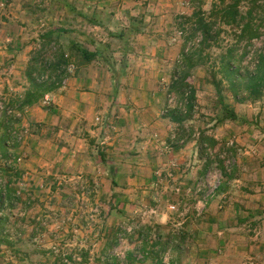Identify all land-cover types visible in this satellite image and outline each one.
Listing matches in <instances>:
<instances>
[{"label":"rangeland","instance_id":"1","mask_svg":"<svg viewBox=\"0 0 264 264\" xmlns=\"http://www.w3.org/2000/svg\"><path fill=\"white\" fill-rule=\"evenodd\" d=\"M34 1L35 4L45 3L41 2L44 0ZM60 1L58 0L57 2ZM63 1L64 3H74L81 8V11L85 12L86 17L82 18L89 19L92 25L86 24L85 26V24H82L80 26L82 29L90 31L93 36L97 34L95 37L101 43H104V41L109 43L111 41L112 47L113 45L114 47H122L123 41L116 39L114 36H109V25L117 33L124 28L127 30L128 28L136 29V31L129 32V43H135V38H132V35L134 37L137 36V29H140L141 36L144 33L158 35L155 45H159L158 50L167 51L165 59L168 62L165 64L168 69H173L178 64L184 49L188 51L193 45L199 44H193L199 36L201 37V33L195 31L197 17H193L194 13L202 10L207 19L216 22L214 31L218 32V35L213 32L216 38L211 39V46L205 48L202 53L204 64L197 65L190 72L189 81L196 88L197 99L201 103L196 100V106L190 116V120L188 119L186 124H184L182 131V134L185 135L182 136L185 138V143L179 147L194 143V152L192 156H187V160H181L180 162L179 157L184 156V153L181 149L176 150L178 145H175L171 152H165L164 142L170 137L164 140L160 148H157L161 153H159V158L163 162L154 169L155 179H150L142 186V198H139L138 202L133 203L134 207L131 205L125 209L126 205H123L124 208H122L121 202H113L110 198L108 203L102 200L95 202L89 199V196L93 195L109 193L110 197L120 193L121 186L113 184L114 182L112 181L116 177L115 171L110 169L111 160L115 161L119 157L112 158V155L109 154V169L107 168V170H105L106 167L99 165L95 158H92V166L96 167L94 172H86L85 170L80 173L66 171L59 172L57 174L59 176L46 174L45 177L42 174L40 177L43 176L45 177L44 179L36 180V176L32 179V175L27 174L21 167L22 161H18V157H23L14 152L22 145H28L30 127L25 126L29 129V133L23 142L18 145H15L16 142H11V145L7 147L4 144L5 127L3 121H1L5 116H0V178L5 185V194L8 193L7 195L14 198L23 197L25 199L23 204L16 208L11 207L9 203H1L0 201V264H124L125 261L126 263L128 262V253L131 251V246L134 247L131 245L129 237L140 230L137 229L132 233H127L125 235V243L122 244L119 241V237L123 234V228L133 226L139 222L142 223L141 227H143L146 224L155 222L158 216L162 217L164 214L167 215L165 221L168 222L169 228L165 230L166 234H164L162 239V253H160V256H157L158 253L155 255L150 253L140 260L137 257L141 253L138 249L133 254L137 261L143 262L147 259V263L152 264L151 261L156 263V260L162 255V259L169 261V263L174 261L176 264H218V259L223 256L222 251L224 250L220 244V237L223 234L219 233L223 229L221 226L222 221H217L212 225L208 222L206 215L204 216V212L209 209V211L217 215L222 210L218 203L222 189H218L214 193L208 204L198 203L201 196L186 193L185 190L187 187L197 183L205 175L202 174L201 176L198 175L197 178H193V176H197L199 169H204V165L207 164L208 170L212 171H216L220 167L223 168L226 160L222 158V155L231 156L236 160L233 169L227 172L231 176L239 173L237 167L244 160L250 159L253 163L264 164V106L262 107L263 110L257 114L260 110L259 105L261 102L257 101L256 104V102L236 101L228 88L227 81L224 80L222 87L225 98L240 116L239 121L234 124L232 120H222L223 112L217 104V91L211 82L214 76L217 79H222L223 77L222 73L219 72V67L221 57L227 49L233 46L239 48L238 55H240L242 46L245 43L239 44L237 42L238 28L224 23L219 15L216 14L217 11H214L215 7H223L234 0H62L61 2ZM254 1H257L259 7L255 9L253 17L255 22L259 23L264 16V9L260 7L264 6V0H241L240 10L245 14ZM12 3V0H0V39L3 38V34L6 31L16 32L17 34L22 29L19 26V22H17L18 18L11 19L12 14L8 7ZM83 19H81V22ZM81 22H76L75 25L79 27ZM153 22L152 27L148 28V24ZM66 24H70V26ZM66 24L67 27L63 29H73L74 23ZM76 29L74 27L73 30ZM261 31L264 33V25L261 27ZM263 41L264 34L260 38L253 40V44L250 46L251 52L243 60L245 65L251 66L252 53L263 45ZM171 47H174V49H171ZM143 50H145V47ZM69 51L74 55L71 62L76 65L81 60V57L77 54L78 50L72 48ZM173 53L176 56L175 60H173L174 62L169 59V54ZM44 55L51 59V51H46ZM40 59L36 62V67L40 68L38 73H52V66L40 64ZM9 61L10 58L0 54V75L2 79H9L12 86L14 84L21 85L23 82L21 81L22 76L20 73L25 68H14V71H18V75L15 76L14 72H11L14 63ZM42 70L44 71L42 72ZM76 72L77 70H75L73 75ZM169 74L167 72L163 76L169 79ZM104 81L106 83L109 82L106 77ZM161 82L164 86L166 84L169 85V82H164L162 79ZM4 83L0 79V95L9 100V104L17 105L24 95L19 94L20 90L9 88L8 84L5 87ZM81 86L92 92V89L88 88L89 83L88 85L87 83L85 84L84 80H82ZM108 86L105 85V88L107 89ZM174 93L179 99L181 98L180 93L178 94L175 91ZM101 94H104V106L97 107L91 113H89L88 109L74 110L73 105L71 108L64 106L65 110L70 113L66 117L71 119L70 116H72L74 119H79V123L83 121L84 129L87 128L86 133L89 134V129L95 130L102 125L106 127V119L109 117L107 116V110H105L107 101L105 96L107 94L105 91L101 92ZM167 94V89H165L162 92V96L167 98ZM52 100V97H50V101L46 103L43 96L40 100L41 107H54L55 104H53ZM163 107L159 110L160 117H164L161 113ZM73 110L76 112H73ZM81 111L85 117L82 118L84 119L82 121L80 120L82 117ZM6 117V119H10V116ZM90 117H92V120H90ZM114 120L119 119L114 117ZM17 128L20 129L21 126ZM172 133L176 132L173 131ZM203 134L206 136L217 134L218 140L213 146H210L201 142L200 138ZM98 145L100 150L97 153V160L103 163L101 159L104 156L106 157V152L101 146H105V144L99 142ZM8 148L11 151L9 150L10 153L7 155ZM185 150H188V148ZM201 153H203V157H200ZM221 163L223 166H220ZM182 165L184 169L188 168L190 170L185 172L188 177L183 179L190 180V178H193L194 180L192 179L191 183L185 184L177 177L178 171L179 173L182 171L180 170ZM170 170L173 171L172 179L169 176L166 178V173ZM105 171L108 172L109 188L104 183L102 184L99 179L97 181L93 180L95 175L93 173L95 172L97 178H106ZM157 171L163 172L161 177L157 174ZM70 178L72 180H69ZM225 179L223 177L222 183ZM177 186L182 187L180 192L175 190ZM249 187L250 185L245 186L246 194L250 191ZM260 188L264 191V187ZM138 190L137 186H134L133 193H137ZM239 192L241 193V188L235 186L233 193H235L236 197ZM57 193L68 197L66 203L61 202V200L58 201L56 197L54 199L46 197L47 195L57 196ZM106 204L109 206V215L107 216L105 211ZM172 204H175L177 209H170ZM151 207L157 209L158 214L143 220L140 219L138 215L141 214V211ZM64 208L66 209L61 213V209ZM24 210H28L31 216H26V213H22ZM201 210L202 213L200 214L199 211ZM36 211H40V214H37L39 217L33 218L32 215H35ZM241 215L237 218V221L232 220L231 225L225 228H230L231 226L238 228L236 230L237 234L231 237V242L241 245L242 253L240 258L243 262L249 264L248 261L253 255L250 252V247L255 241L253 240L255 235L250 230L253 229L251 217L244 218V212ZM108 216V231L105 233ZM15 223L20 227L18 229V233L21 231L20 235L14 232ZM96 232L98 233L96 234ZM230 233L232 234V232ZM138 245H141V243ZM103 246L106 248H103ZM120 248L124 249L125 256H127L126 260L116 254V249L119 250ZM75 255L80 257V259H75ZM66 258L69 262L65 261Z\"/></svg>","mask_w":264,"mask_h":264},{"label":"crops","instance_id":"2","mask_svg":"<svg viewBox=\"0 0 264 264\" xmlns=\"http://www.w3.org/2000/svg\"><path fill=\"white\" fill-rule=\"evenodd\" d=\"M57 1L44 0L41 2L45 3L35 4L34 0H12L13 3L8 7L12 14L11 19L18 18L17 22H19L22 29L17 34L12 31H6L3 34V38L0 39V54L10 58L9 62L14 63L11 72H14L15 76L18 75V71H14V68L25 69L23 72L21 71L23 75L20 73L23 82L21 85L14 84L12 86L9 79H2L0 75L3 83L5 80L7 82L4 83L5 87L8 84V87L12 90H20L19 94H26L31 88V82L27 74L29 65L34 58L39 57L40 53L44 55L52 43L58 45L57 52L51 53V56L56 57L57 61L61 59L64 62H71L74 55L69 50L79 47L87 48L90 52H97V56L92 61L85 62L78 50L77 54L81 57V60L75 65V70H77L75 75L67 78L62 86L56 90L46 93L52 97L54 107H41L40 101L26 106L27 109L19 126L30 127L29 142L27 146L22 145L14 152L23 157L21 164L23 170L32 175V179L36 176V180L44 179L46 174L57 175L59 172L66 171L80 173L85 170L86 172H94L96 167L92 166V158H95L97 163L106 167L105 170H107V168L109 169V154L112 155V158L119 157L115 161L111 160L110 169L115 171L116 177L112 181L121 186L120 193L110 197L109 193L93 195L89 196V199L95 202L102 200L108 203L110 198L113 202H121V206L126 205L125 209L131 205L134 207L133 203L142 198V186L150 179H155L154 169L163 162L159 158L161 153L157 148H160L163 141L167 140L173 131L181 137L185 136L182 134L184 124L188 119L190 120L189 116L182 123H178L165 115V117L159 115V110L165 106L167 100L166 97L162 96V92L167 89V95L170 93L175 95L174 91L171 90V85L175 79L177 68L176 66L173 69L167 68L165 64L168 62L165 59L167 51L158 50L159 45H155L158 35L144 33L141 36L140 31L137 30V36L132 35V38H135V43L131 42L133 43L131 44L128 39L129 32L136 31V29L127 27L128 30L124 28L117 33L109 25V36H114L116 39L123 41L122 47H114V45L112 47L111 41L101 43L95 37L97 34L93 36L90 31L80 27L82 24H85V26L86 24H92L89 19L82 18L86 15L79 6L74 3L61 2L62 0ZM81 19H83L82 22ZM70 22L74 23L73 29L75 27L76 30L63 29L67 27L66 25L70 26V24H66ZM76 22H81L79 27L75 25ZM153 24L154 22L149 23L148 28H151ZM142 45L145 50H143ZM171 49H174V47H171ZM175 58V53L169 54L171 61ZM167 72L170 73L169 79L163 76ZM105 77L109 80L108 83L104 81ZM160 78L164 82H169V85L164 86ZM82 80L87 85L89 83L88 88L92 89V92L81 86ZM105 85H109L107 89ZM103 91L107 94L105 96L107 100L105 110H107V116H109L106 119V127L102 125L95 130L89 129L90 134L86 133L87 128L84 129L82 123V120H84L82 118H85L84 113L81 111L82 117L80 120L82 122L79 123V119H74L72 116H70L71 119L66 117L70 113L65 110V107L71 108L73 105L74 110L88 109L91 113L97 107L104 106V94H101ZM196 95L198 96V93ZM197 101L201 103L200 100L197 99ZM259 102H261L259 105L260 110L257 114L263 110L264 98ZM107 104L109 105L107 106ZM74 110L73 112H76ZM235 111L238 118L232 120L233 124L239 121L240 116L236 109ZM2 115L0 113V116ZM114 117L119 120H114ZM90 120H92V117H90ZM202 136L205 137L206 135L203 134ZM208 136H212L211 138L217 142V134ZM99 142L105 144V146H101L106 152V157L104 156L101 159L103 163L97 160V153L100 150ZM193 146L194 143L184 147H176V150L181 149L184 153V156L180 157L179 153L177 154L180 162L181 160H187V156L193 155ZM187 148L188 150H185ZM200 157H203V153ZM180 170L182 171L181 173L178 171L177 177L185 184L191 183L194 180L193 178H197L198 175L201 176L204 173L203 169H199L197 176H193L189 180L183 178L188 177L185 172L190 170L188 168L184 169L183 165ZM237 170L238 174H234L224 181L225 185L220 192V200L218 201L222 210L215 215L214 212L212 213L208 209L204 212V216L206 215L208 222L212 225L217 221H222L221 226L223 229L219 233L223 234L220 237V244L224 250H221L223 256L218 259V264H247L240 258L241 245L231 242V237L237 234L236 230L238 228L233 226L225 228L231 225L232 220L237 221V218L242 216L243 212L245 213L244 218L251 217L253 229L250 230L255 235L253 238L255 241L250 247V252L253 255L248 262L249 264H264V191L260 188L264 187V164H256L247 159L240 162ZM42 174L45 177H40ZM93 174L96 175V172ZM95 175L93 180L97 181L99 179L102 184L104 183L109 188L107 171H105L106 178H97ZM246 185H250L248 194L245 193L247 191L245 189ZM134 186H137V190L139 189L137 193H133ZM235 186L241 188V193L239 192L237 197L233 193ZM46 197L50 199L56 197L58 201L61 200L63 203H66L68 198L63 194L57 196L47 195ZM41 199L43 200V198ZM23 200H25L23 197H12L9 203L11 207L16 208L23 204ZM65 209H61V213ZM105 211L106 216L109 215L107 204ZM22 213L31 216L28 210H24ZM37 214H40V211H36L35 215H32L33 218L39 217ZM166 216V214L162 217L158 216L155 222L144 225L140 231L130 235L129 241L134 247L130 245L131 251L128 254L132 255L129 256L132 261L128 260L126 264H148L147 259L139 262L133 256L138 249L140 252L148 251L152 255L158 253L157 256H160V253H162V239L166 234L165 230L169 228L168 222L165 221ZM106 222L105 233L108 231L109 216ZM15 226V234L20 235L21 231L18 233L19 225L15 223ZM139 243L141 245H138ZM103 248L106 247L103 246ZM160 258L162 259V255ZM151 262L157 264L158 260H156V263Z\"/></svg>","mask_w":264,"mask_h":264},{"label":"trees","instance_id":"3","mask_svg":"<svg viewBox=\"0 0 264 264\" xmlns=\"http://www.w3.org/2000/svg\"><path fill=\"white\" fill-rule=\"evenodd\" d=\"M241 0H234L232 3H229L223 7H215L214 11H217L216 14L219 15L220 19L231 27H237L239 31L237 42L242 43L245 42L242 46L241 54H239V48L230 47L227 51L222 55L219 72L222 73V79H217L215 76L211 81L217 91V104L221 107L223 112L222 120H236L238 115L234 109V107L226 100L225 95L223 93V81L226 80L228 83V88L232 92L233 97L238 102H257L264 98V41L263 45L260 48H257L253 51L251 57V66L245 65L243 60L250 54V46L253 44V40L255 38H260L262 34L261 27L264 25V16L260 19L259 23L255 22V18L253 17V13L259 5L257 1H254L250 8H248L247 12L243 14L240 10ZM264 9V6H260ZM214 13V12H213ZM197 17V26L195 27L196 32H200L202 35V39L198 45H193L189 48L188 51L186 49L182 52V58L179 59L178 64L176 65V74L175 79L171 85V90L176 93L181 94L182 99L184 96L186 97L185 104V112L182 108L176 107L170 110L165 116L169 117L171 120L182 123L185 119L191 116L194 107L196 106V88L189 81L191 69L196 67L197 65L204 64V58L202 57V53L205 48L211 46V39L216 38L215 35H218V32L214 31L215 29V21H211L207 19L205 13L201 10V12H196L193 14V17ZM140 31V29H137ZM215 32V35H213ZM51 45L47 48L50 51ZM83 57V61L90 62L96 58L97 52H90L87 48H77ZM41 58V59H40ZM51 58V57H50ZM40 64H47L50 61L49 58L45 55H39V57L34 58L32 63L28 67V77L31 82V88L24 97L17 104L20 109H24L26 106L33 105L34 103H38L46 93L52 92L62 86L64 81L66 80V76L64 73L57 72L59 68L63 64L69 63L64 62L61 59L56 60V57L51 60L49 66H52V73L50 78L45 81H39L38 77L43 73H38L40 68L36 67V62L38 60ZM57 61V62H56ZM56 63V64H55ZM44 66V65H43ZM44 70H42L43 72ZM38 74V75H36ZM187 94V95H186ZM5 116L1 121H3V125L5 127V136H4V144L11 145V142L15 143L13 136L14 130H19L17 128L21 119L15 118L11 115L4 114ZM6 116H10V119H6ZM164 116V117H165ZM201 142L207 143L210 146L215 144V140L211 137L202 136ZM19 143L16 142L15 145ZM14 145V144H13ZM11 149H7V155L10 153ZM220 166H223L222 163ZM224 169V167H223ZM204 173L208 170V165L204 166ZM224 177L228 178L231 175L224 171ZM114 182V181H113ZM224 183V182H223ZM221 184L219 190L223 188L224 184ZM115 184V183H113ZM6 190V189H5ZM5 190L0 191V201L1 203H9L12 199V196L5 194ZM5 191V192H3ZM10 204V203H9ZM148 252V251H145ZM150 252L146 256H148ZM130 257L132 255H129ZM132 261V259H128ZM126 264V263H125ZM157 264H165L162 259L159 258ZM169 264H176L174 261H171Z\"/></svg>","mask_w":264,"mask_h":264},{"label":"built area","instance_id":"4","mask_svg":"<svg viewBox=\"0 0 264 264\" xmlns=\"http://www.w3.org/2000/svg\"><path fill=\"white\" fill-rule=\"evenodd\" d=\"M201 39H202V35H201V37L199 36L196 39V41L193 42V44L199 43L201 41ZM57 50H58V45L55 43H52L51 47H50L51 53H55V52H57ZM53 59H54V57L51 56V59L48 62V66L50 65L51 60H53ZM75 69H76L75 64L72 62H69V63L63 64L61 66V68H59L57 70V72L64 73V76H66V79H67V77H70L71 75L74 74ZM50 75H51V73H48V72L43 73L42 75L39 76L38 79H39V81H45V80L50 78ZM44 101L46 103H48L50 101V96L46 94L44 96ZM185 104H186V97L185 96L181 100L176 95H173L172 93H170L167 96L166 104L163 107V109L161 110V113H162V115H166L170 110H172L176 107L182 108L185 112ZM26 109H27L26 107H24V109H20L18 107V105L9 104V100H7L6 98H4L0 95V113L1 114L4 113L7 115H11L15 118L22 119L24 114H25ZM28 133H29V129L25 126L21 127L19 130H14L13 131L14 140L18 143H21L24 141V139L26 138ZM184 143H185L184 137H181L176 133H172L169 140L164 142V151L165 152H171L175 145L181 146ZM222 158H224L226 160L224 169L220 167V169H217L218 171L217 170L216 171L207 170L205 175L197 183L186 188V190H185L186 193H193V194L201 196V199L198 201V203L208 204L211 197L214 195V193L219 189L220 185L222 184V179L224 177V171L228 172V171H231L233 169L236 160L233 157L226 156V155H222ZM18 161H22V158L18 157ZM162 173H163L162 171H157V174L160 177L162 176ZM167 176H169L172 179L173 171L172 170L167 171L166 178H167ZM2 190H5V185L3 184L2 179L0 178V191H2ZM175 190L177 192H180L182 190V187L177 186V187H175ZM3 192H5V191H3ZM170 209H177V207L175 204H172L170 206ZM199 213L201 214L202 210L199 211ZM157 214H158V210L151 207L149 209L147 208V209L141 211V214L138 216H140V219L143 220V219L150 218V217L157 215ZM141 224L142 223L139 222L138 224H135L133 226L124 227L123 228V234L120 235L119 241L122 244L125 243V235L127 233H132L137 229L141 230L142 229ZM116 250H117L116 254L118 256H121L123 258V260L127 259V256H125L124 249L120 248L119 250L118 249H116ZM147 254H148V252L144 251V252H141L139 254V256H137V257H138V259L141 260V259H144ZM74 258L80 259V257H78V256L76 257V255L74 256ZM65 261L69 262L67 258L65 259ZM125 263H126V261L124 262V264ZM164 263L168 264L169 261L165 260Z\"/></svg>","mask_w":264,"mask_h":264}]
</instances>
